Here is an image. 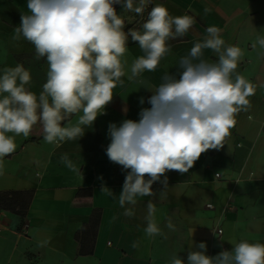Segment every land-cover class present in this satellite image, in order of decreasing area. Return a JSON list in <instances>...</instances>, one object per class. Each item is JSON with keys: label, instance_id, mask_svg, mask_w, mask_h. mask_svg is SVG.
Wrapping results in <instances>:
<instances>
[{"label": "crops", "instance_id": "crops-1", "mask_svg": "<svg viewBox=\"0 0 264 264\" xmlns=\"http://www.w3.org/2000/svg\"><path fill=\"white\" fill-rule=\"evenodd\" d=\"M156 4L172 16L192 15L196 22L184 37L169 41L172 50L154 72L143 73L146 85L127 78L134 60L143 55L138 43L130 41L122 58L127 60L124 86L113 90L106 114L85 128L83 137L51 145L37 124L27 138H15L16 150L4 158L0 174V264H170L175 255L187 264L188 251L200 242H206L210 256L241 240L264 243V49L252 47L257 35H264V0H152L146 11ZM27 13V0H0V74L23 64L32 76L27 87L38 95L48 63L36 59L30 42L12 38L21 14ZM210 26L221 29L226 46L243 50L237 72L256 85L251 108L238 114L223 148L203 153L187 173H166V199H159L164 186L158 181L152 185L155 196L137 197L135 215L127 217L118 202L127 172L106 155L108 126L138 121L141 109L151 107L147 100L152 92L144 87L155 91L165 74H178L180 58ZM203 58L216 62L218 56L205 49ZM64 154L79 174L65 166ZM150 200L166 238L144 231ZM169 219L175 230L166 227ZM43 241L48 242L41 246Z\"/></svg>", "mask_w": 264, "mask_h": 264}, {"label": "clouds", "instance_id": "clouds-1", "mask_svg": "<svg viewBox=\"0 0 264 264\" xmlns=\"http://www.w3.org/2000/svg\"><path fill=\"white\" fill-rule=\"evenodd\" d=\"M150 4L152 0H27L28 13L21 14L12 38L34 45L36 59L45 58L48 71L38 95L27 87L32 76L23 64L5 67L0 74V174L4 158L16 150L15 138H27L37 124L42 126L43 140L59 146L83 137L85 128L106 114L113 90L124 86L127 60L122 58L129 37L143 55L134 60L127 78L146 85L143 73L154 72L172 50L169 41L184 37L196 22L192 15L172 16L164 5L156 4L142 30L125 31L122 13L143 16ZM116 5L123 8L122 13ZM206 32L180 58L178 74H165L155 91L144 87L152 92L147 100L151 107L141 109L138 121L125 119L119 126H108L111 142L106 155L127 172L118 196L127 217L135 215L137 197L155 196L152 185L158 181L164 186L159 199H166V173H187L203 153L223 148L238 114L251 108L249 97L256 85L237 72L243 50L226 46L219 27L210 26ZM257 46L264 49V35H257L252 47ZM205 49L217 54L216 62L203 58ZM144 103L141 98L140 104ZM61 159L71 171L81 172L67 154ZM102 190L116 198L113 191ZM155 211V204L148 201L144 231L149 237L165 236ZM166 227L175 230L171 219ZM195 249L188 251L187 264H264V243L260 242L241 240L215 256L206 254V242L195 244ZM170 264H185V260L175 255Z\"/></svg>", "mask_w": 264, "mask_h": 264}, {"label": "rangeland", "instance_id": "rangeland-1", "mask_svg": "<svg viewBox=\"0 0 264 264\" xmlns=\"http://www.w3.org/2000/svg\"><path fill=\"white\" fill-rule=\"evenodd\" d=\"M123 12V8L122 11L119 13ZM125 22H126V28L125 31H127L129 28H133V29H137V30H142L141 29V25L143 23V18L145 16H148V11L145 10L143 16L137 15L135 13H130V12H123L122 13ZM132 41L131 38L129 37V42Z\"/></svg>", "mask_w": 264, "mask_h": 264}, {"label": "built area", "instance_id": "built-area-1", "mask_svg": "<svg viewBox=\"0 0 264 264\" xmlns=\"http://www.w3.org/2000/svg\"><path fill=\"white\" fill-rule=\"evenodd\" d=\"M216 177H218V178H219L220 176H219V175H217ZM219 233H221V232H219Z\"/></svg>", "mask_w": 264, "mask_h": 264}]
</instances>
